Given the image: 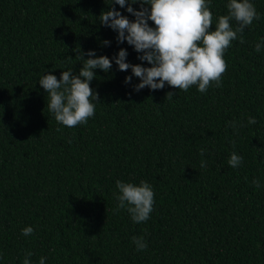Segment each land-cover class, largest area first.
<instances>
[{
  "label": "trees",
  "instance_id": "16d2710c",
  "mask_svg": "<svg viewBox=\"0 0 264 264\" xmlns=\"http://www.w3.org/2000/svg\"><path fill=\"white\" fill-rule=\"evenodd\" d=\"M250 2L260 19L226 51L222 86L201 94L134 90L140 79L113 57L126 49L127 63L152 65L100 23L112 7L135 21L113 0H0V264H23L28 252L32 264H264V48L255 51L264 0ZM228 3L211 0L214 17ZM89 51L112 68L95 70V117L68 128L48 111L39 81L78 75ZM233 151L243 157L237 169ZM117 181L152 186L146 223L116 211ZM26 227L34 234L23 236ZM134 236L147 250H136Z\"/></svg>",
  "mask_w": 264,
  "mask_h": 264
},
{
  "label": "clouds",
  "instance_id": "9594fccd",
  "mask_svg": "<svg viewBox=\"0 0 264 264\" xmlns=\"http://www.w3.org/2000/svg\"><path fill=\"white\" fill-rule=\"evenodd\" d=\"M137 3L141 8L139 11L131 6ZM113 4L119 5L120 8L126 7L127 12L135 17V21L112 7L111 10L102 12L100 23L118 33L119 44L127 41L137 53H142L138 56L139 60L152 65L143 67L140 64L127 63L126 49H121L118 55L113 57L119 71L126 72L131 69L133 76L140 79L141 83L134 86L136 92L146 87L153 91L162 90L166 84L184 92L195 86L201 94H206L210 87H221L228 69L224 58L226 51L233 41L245 43V29L260 19L250 0H229L228 14L218 19L211 11V0H113ZM233 20L238 27L233 28ZM149 21L153 22L155 27L150 26ZM103 44L110 46V41L105 40ZM262 48L264 42L255 45L257 53ZM84 55L89 59L84 60ZM79 58L84 63L78 75L68 70L62 72L60 79L55 75L46 74L39 81L48 94V111L59 124L68 128L86 125L89 119L95 117V102L99 101V95L90 86L96 77L95 70L108 73L112 68V60L107 56L97 58L95 51L82 53ZM131 81L132 76L126 77V84ZM172 96L173 93L169 92L167 99ZM256 123L255 118L249 117L248 124ZM232 127L236 128L234 122ZM204 151L200 150L201 156ZM242 163L243 157L233 151L228 160L229 166L237 169ZM201 167H206L203 160ZM253 184L256 188L260 187L258 180H254ZM116 187L119 192L116 196V211L126 210L134 223H146L155 204L152 186L146 181H141L139 186L117 181ZM33 234L32 227L22 230L25 237ZM132 242L138 252L147 250L148 245L143 237L134 236ZM32 255V252H28L23 264H32ZM45 260V257H41L39 264H45Z\"/></svg>",
  "mask_w": 264,
  "mask_h": 264
}]
</instances>
